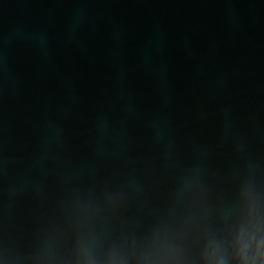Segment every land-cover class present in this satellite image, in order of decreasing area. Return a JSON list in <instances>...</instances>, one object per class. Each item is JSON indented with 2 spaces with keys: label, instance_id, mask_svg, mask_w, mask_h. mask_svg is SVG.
<instances>
[{
  "label": "water",
  "instance_id": "95a60500",
  "mask_svg": "<svg viewBox=\"0 0 264 264\" xmlns=\"http://www.w3.org/2000/svg\"><path fill=\"white\" fill-rule=\"evenodd\" d=\"M0 264H264V0H0Z\"/></svg>",
  "mask_w": 264,
  "mask_h": 264
}]
</instances>
